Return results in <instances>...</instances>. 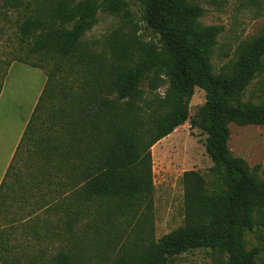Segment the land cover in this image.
<instances>
[{
  "label": "trees",
  "instance_id": "trees-1",
  "mask_svg": "<svg viewBox=\"0 0 264 264\" xmlns=\"http://www.w3.org/2000/svg\"><path fill=\"white\" fill-rule=\"evenodd\" d=\"M133 1L139 22L131 0L2 2L18 13L28 54L56 66L0 185L2 264H169L197 249L224 256L220 264H256L245 236L264 225V177L229 141L231 123L264 125V99H244L264 73V27L216 72L224 27L203 24L197 0ZM100 13L121 17L124 28L97 48L85 36ZM3 63L0 94L11 66ZM196 87L206 103L195 123L222 185L185 171L184 223L156 239L152 147L189 119ZM54 238L61 245L51 253L43 244ZM17 239L35 250L26 261Z\"/></svg>",
  "mask_w": 264,
  "mask_h": 264
},
{
  "label": "rangeland",
  "instance_id": "rangeland-1",
  "mask_svg": "<svg viewBox=\"0 0 264 264\" xmlns=\"http://www.w3.org/2000/svg\"><path fill=\"white\" fill-rule=\"evenodd\" d=\"M131 1L133 19L139 22V8L136 1ZM2 2L3 0H0V75L6 68L3 62L11 61V65H15L9 78L7 77V88L19 87L27 91L28 96L30 92H33L35 99L41 86L45 85L47 71L51 68L56 70V66L51 62L43 61L39 55L28 54V49L19 43L17 25L19 15L15 10L3 8ZM197 2L204 8L203 16L200 18L203 24L224 27L218 37V44L213 55L215 71L220 72L223 67L231 63L238 45L256 35L264 27V0H197ZM119 28H124L121 17L100 13L98 23L86 34L85 40L88 45L101 48L104 46L105 39ZM17 56L42 66L39 68L41 71L15 61L14 58ZM144 88L148 89L146 83ZM164 90L165 87H162L159 92L163 93ZM244 99L254 102L264 99V73L252 81ZM205 103V91L196 87L190 103L189 119L152 147L156 239L184 223L182 178L185 171L190 169L199 171L204 175L211 189L222 185V178L206 151L207 135L195 123L201 120ZM230 129L229 146L233 154L246 159L251 167L259 165V174L264 177V125L239 126L231 123ZM22 170L24 171L25 167H22ZM55 218L54 216L53 219ZM15 244H17L16 252L22 253L24 261L27 255H34L35 250L25 246L24 240L17 239ZM43 245L49 247L51 253H55L60 249L61 242L59 238H54L51 243L45 242ZM245 247L247 250L254 251L256 264H264V225L258 224L247 230ZM222 259L225 257L219 256L210 249H197L182 254L169 264H220ZM93 264H97L95 259ZM100 264L108 263L102 261Z\"/></svg>",
  "mask_w": 264,
  "mask_h": 264
},
{
  "label": "crops",
  "instance_id": "crops-1",
  "mask_svg": "<svg viewBox=\"0 0 264 264\" xmlns=\"http://www.w3.org/2000/svg\"><path fill=\"white\" fill-rule=\"evenodd\" d=\"M14 65H11L9 69L8 78ZM30 67L41 71L37 67ZM8 78L5 79L0 94V185L37 104V98L39 99L45 86L44 84L41 86L34 99L33 92H30L28 96L27 91L19 87L7 88ZM0 264L2 263L0 262Z\"/></svg>",
  "mask_w": 264,
  "mask_h": 264
}]
</instances>
